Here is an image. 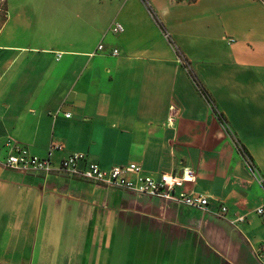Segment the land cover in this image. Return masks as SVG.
<instances>
[{"label":"crops","instance_id":"0c3cea01","mask_svg":"<svg viewBox=\"0 0 264 264\" xmlns=\"http://www.w3.org/2000/svg\"><path fill=\"white\" fill-rule=\"evenodd\" d=\"M9 138L40 157L59 144L55 165L81 152L155 177L190 167L179 191L209 210L0 163V264H264V0H4Z\"/></svg>","mask_w":264,"mask_h":264},{"label":"built area","instance_id":"2783aa9c","mask_svg":"<svg viewBox=\"0 0 264 264\" xmlns=\"http://www.w3.org/2000/svg\"><path fill=\"white\" fill-rule=\"evenodd\" d=\"M145 2L147 3L148 0ZM2 3H4V0H0V5ZM111 30L114 33H121L124 27L120 23H115ZM117 53V50L113 51V54L116 55ZM57 56L60 58L61 54H57ZM64 115L66 117L71 116L70 113ZM59 149L60 145L53 143L49 148L48 156L40 157L30 153L29 150L9 138L0 146V163L7 169L27 175L46 177L59 173L71 178L99 183L115 189H123L137 195L154 197L202 211L209 210L208 196L179 191L185 183L193 182L196 178L194 170L190 167H184L173 173H163L159 177H155L145 174L141 165L135 162L128 165L112 166L108 169L103 168L99 163L89 160L87 154L81 152H74L64 158L58 165H55L51 156L54 151ZM252 172L261 181L257 170ZM226 212L227 207L222 206L218 216L223 217ZM257 213L264 218V204L257 208ZM243 220L244 216H238L232 223L235 224ZM263 251L264 247H262L261 252Z\"/></svg>","mask_w":264,"mask_h":264},{"label":"trees","instance_id":"16d2710c","mask_svg":"<svg viewBox=\"0 0 264 264\" xmlns=\"http://www.w3.org/2000/svg\"><path fill=\"white\" fill-rule=\"evenodd\" d=\"M191 1H194V0H191ZM155 19H156L157 24H159V26H160V23L157 20V18H155ZM163 32H165V30H163ZM184 67L189 72V75H190L191 79L193 80V82L197 86V89L200 91L201 95H203V97L205 98V100L207 101V103L209 104V106L211 107V109H212L213 113L216 115L217 119L222 124H224V126H225L226 125L225 124V120L223 119V116L218 111V109H217V107L215 105V102L213 101V99L211 98V96L209 95V93L203 87V85L201 84V82L199 81V79L197 78V76L194 74V72L188 66H185L184 65ZM234 141H235V145H236L238 151L240 152V154L244 157L245 161L247 162L248 167L252 171L257 170V168H256V166L254 164V161H253L252 157L250 156L249 152L238 141H236V140H234ZM257 172H258V170H257Z\"/></svg>","mask_w":264,"mask_h":264},{"label":"rangeland","instance_id":"374dc122","mask_svg":"<svg viewBox=\"0 0 264 264\" xmlns=\"http://www.w3.org/2000/svg\"><path fill=\"white\" fill-rule=\"evenodd\" d=\"M3 4V3H2ZM2 4L0 5V8L2 9ZM185 66H188L187 63L185 64ZM226 128V126H224ZM228 130V128H226ZM229 134L232 136L231 132L228 130ZM235 144V143H234ZM236 146V145H235Z\"/></svg>","mask_w":264,"mask_h":264}]
</instances>
